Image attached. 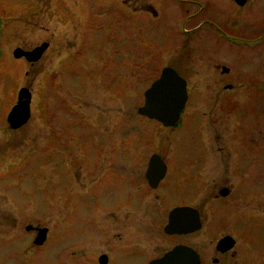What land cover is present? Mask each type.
<instances>
[{
  "label": "rangeland",
  "instance_id": "374dc122",
  "mask_svg": "<svg viewBox=\"0 0 264 264\" xmlns=\"http://www.w3.org/2000/svg\"><path fill=\"white\" fill-rule=\"evenodd\" d=\"M55 1L0 0L7 21L0 33V264H72L82 256L97 264L98 254L117 248L119 215L109 213L99 187L86 194L100 182L99 171L86 170L123 158L124 144L148 150L172 144L179 159L199 166L197 96L209 59L225 60L245 80L233 92L244 97L241 110L257 101L244 119L253 122L260 145L235 157L252 160L253 175L264 180V0L240 8L231 0H62L59 13ZM213 29L220 31L215 37ZM42 42L50 48L39 61L13 57L15 48ZM166 66L186 75L190 87L182 125L169 139L136 113ZM21 87L31 93V116L12 130L6 117ZM134 150L128 159L140 158ZM203 183L206 192L219 185L210 178ZM27 225L47 228L42 246ZM174 240L157 235L152 246Z\"/></svg>",
  "mask_w": 264,
  "mask_h": 264
},
{
  "label": "flooded vegetation",
  "instance_id": "af4514ba",
  "mask_svg": "<svg viewBox=\"0 0 264 264\" xmlns=\"http://www.w3.org/2000/svg\"><path fill=\"white\" fill-rule=\"evenodd\" d=\"M58 1L62 0L55 1V8L59 13L62 5ZM76 1L74 0V4ZM231 1L239 8L244 6ZM38 5L41 8V4ZM64 11L71 16L68 8ZM6 23L1 13L0 33ZM209 32L215 37L220 31ZM43 43L48 44L45 53L50 48V43L41 44ZM208 62L211 63L203 64L204 79L200 80L197 96L201 117L198 127L202 133V148L198 151L197 158L199 166L192 161L179 159L172 144H165V149L161 150L139 149V145L124 144V150H121L123 158L99 161L94 171L86 170L89 176L100 172V176H97L100 178L99 184L92 186L86 194L93 196L95 189L99 187L105 201L112 205L109 213L115 214L116 211L119 215L116 224L119 226V233L113 235L119 240L117 248L98 254L97 264H152L180 245L192 249L198 256L199 264H264V180H261V176L253 175L249 165L252 160L245 159L241 162L242 160L236 159L239 154L247 155L252 150L251 146L260 145L255 142L256 138L252 134L253 122L245 124L244 119L249 112L253 113L257 101L252 102L247 110H241L238 104L244 102V97H238L236 90L242 88L245 80H241L239 72L226 67L225 60L224 63L210 59ZM164 68L150 85L160 77ZM171 68L185 80L187 89V100L176 125L163 126L154 119L140 115L137 113L138 107L136 109L140 117L155 121L167 131L168 139L182 125L190 98L185 73L182 76L175 67ZM131 73L133 76L134 72ZM261 86L264 88V85ZM262 95L264 96L263 90ZM17 102L18 99L10 110ZM122 122L124 127V121ZM245 138H248V144ZM130 148L136 149L134 151L139 153V159H128L127 152ZM148 152L151 153L144 161ZM153 156H156L154 161L151 159ZM253 177L258 178L256 182ZM208 178L214 185L219 183L210 192L203 188V180ZM110 195L111 198H106ZM176 208H191L196 211L199 225L197 230L175 234L165 232L169 214ZM187 220L185 218L183 221ZM129 229H132L133 235L127 233ZM31 231L37 235L35 229ZM196 234L199 235L197 239L193 238ZM157 235L166 240H176L152 246ZM102 256L105 258L101 259ZM70 263L91 264L86 256L75 258Z\"/></svg>",
  "mask_w": 264,
  "mask_h": 264
},
{
  "label": "water",
  "instance_id": "95a60500",
  "mask_svg": "<svg viewBox=\"0 0 264 264\" xmlns=\"http://www.w3.org/2000/svg\"><path fill=\"white\" fill-rule=\"evenodd\" d=\"M239 6H243L246 0H234ZM48 44L43 43L32 50L16 48L13 51L15 58L24 57L28 62L35 63L40 60L47 49ZM187 100L186 82L171 67H165L160 77L155 80L144 92V103L137 112L149 119L157 120L163 126L176 125L180 119L181 111ZM31 93L29 89L22 87L18 91V102L13 106L7 116V123L11 129H19L30 118ZM156 160V156L151 158ZM188 220L185 222L184 219ZM197 213L191 208H176L169 214V220L165 227L167 234L193 232L198 228ZM33 229L28 225L26 230ZM37 235L33 240L35 245H42L46 239L47 228H35ZM105 258L102 256L101 259ZM152 264H199L197 254L190 248L175 246L161 259Z\"/></svg>",
  "mask_w": 264,
  "mask_h": 264
}]
</instances>
